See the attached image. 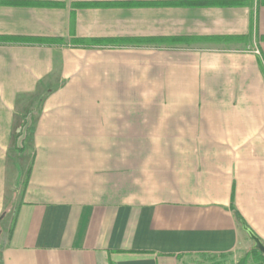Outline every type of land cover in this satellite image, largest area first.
<instances>
[{
  "label": "crops",
  "instance_id": "0c3cea01",
  "mask_svg": "<svg viewBox=\"0 0 264 264\" xmlns=\"http://www.w3.org/2000/svg\"><path fill=\"white\" fill-rule=\"evenodd\" d=\"M244 225L264 0H0V264H241Z\"/></svg>",
  "mask_w": 264,
  "mask_h": 264
},
{
  "label": "trees",
  "instance_id": "16d2710c",
  "mask_svg": "<svg viewBox=\"0 0 264 264\" xmlns=\"http://www.w3.org/2000/svg\"><path fill=\"white\" fill-rule=\"evenodd\" d=\"M216 2L211 1L209 4H215ZM222 4H233V2H229V1H225V2H221ZM172 5L175 6H181V5H186V3H172ZM30 44H38V45H57V44H63V41L61 40H52V39H35V40H30L28 41ZM103 44V42L101 41H85V40H78L76 41V46H80V47H89V46H97V45H101Z\"/></svg>",
  "mask_w": 264,
  "mask_h": 264
},
{
  "label": "rangeland",
  "instance_id": "374dc122",
  "mask_svg": "<svg viewBox=\"0 0 264 264\" xmlns=\"http://www.w3.org/2000/svg\"><path fill=\"white\" fill-rule=\"evenodd\" d=\"M171 140H174V139H157L158 144H160V145L170 144V142H172ZM177 140L181 141L182 139H176L175 141H177ZM24 141H26V140L24 139ZM166 141H168V142H166ZM252 246L254 248L253 242H252ZM222 264H227V263L222 261ZM241 264H264V255L261 254L260 252L256 251V250H253V251H251V253L248 254L246 259H244V261Z\"/></svg>",
  "mask_w": 264,
  "mask_h": 264
},
{
  "label": "water",
  "instance_id": "95a60500",
  "mask_svg": "<svg viewBox=\"0 0 264 264\" xmlns=\"http://www.w3.org/2000/svg\"><path fill=\"white\" fill-rule=\"evenodd\" d=\"M244 231L248 234L252 242L254 243V250L260 252L264 255V243L260 240V238L247 226H243Z\"/></svg>",
  "mask_w": 264,
  "mask_h": 264
}]
</instances>
